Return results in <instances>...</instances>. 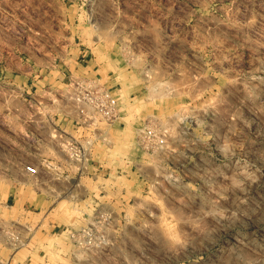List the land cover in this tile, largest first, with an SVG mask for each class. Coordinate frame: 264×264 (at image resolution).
Returning a JSON list of instances; mask_svg holds the SVG:
<instances>
[{"label":"rangeland","instance_id":"rangeland-1","mask_svg":"<svg viewBox=\"0 0 264 264\" xmlns=\"http://www.w3.org/2000/svg\"><path fill=\"white\" fill-rule=\"evenodd\" d=\"M2 229L0 264H264V0H0Z\"/></svg>","mask_w":264,"mask_h":264},{"label":"built area","instance_id":"built-area-1","mask_svg":"<svg viewBox=\"0 0 264 264\" xmlns=\"http://www.w3.org/2000/svg\"><path fill=\"white\" fill-rule=\"evenodd\" d=\"M70 85L75 111L83 123L93 125L99 117L108 123H113L118 119L119 101L116 90L106 87L89 77H72L70 78ZM143 135L148 145L153 143L163 144L165 142V139L154 129H147ZM71 143L72 141H68L67 146H70V150L80 156V160H82V157H85V152L82 154L81 148ZM26 170L31 175H38L39 173L34 165H28Z\"/></svg>","mask_w":264,"mask_h":264},{"label":"crops","instance_id":"crops-1","mask_svg":"<svg viewBox=\"0 0 264 264\" xmlns=\"http://www.w3.org/2000/svg\"><path fill=\"white\" fill-rule=\"evenodd\" d=\"M68 79V78H67ZM9 237L7 233L4 231V229L0 230V249H4L5 247H8L10 243L9 242ZM5 254V252L0 251V257ZM19 264V263H17Z\"/></svg>","mask_w":264,"mask_h":264}]
</instances>
